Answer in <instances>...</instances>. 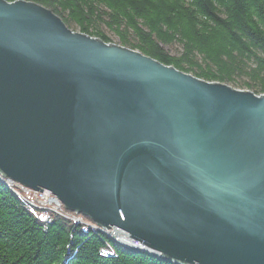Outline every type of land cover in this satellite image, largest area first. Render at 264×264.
<instances>
[{"label": "water", "instance_id": "1", "mask_svg": "<svg viewBox=\"0 0 264 264\" xmlns=\"http://www.w3.org/2000/svg\"><path fill=\"white\" fill-rule=\"evenodd\" d=\"M0 176L174 264H264V93L0 0ZM149 250V251H148Z\"/></svg>", "mask_w": 264, "mask_h": 264}, {"label": "trees", "instance_id": "2", "mask_svg": "<svg viewBox=\"0 0 264 264\" xmlns=\"http://www.w3.org/2000/svg\"><path fill=\"white\" fill-rule=\"evenodd\" d=\"M25 1L49 9L68 28L110 43L106 29L119 45L198 79L264 93V0ZM164 46L177 48L171 54ZM0 264L172 263L30 208L0 184Z\"/></svg>", "mask_w": 264, "mask_h": 264}, {"label": "bare ground", "instance_id": "3", "mask_svg": "<svg viewBox=\"0 0 264 264\" xmlns=\"http://www.w3.org/2000/svg\"><path fill=\"white\" fill-rule=\"evenodd\" d=\"M0 184L3 185L4 188L9 189L15 196H17L19 199L24 201L30 208H36V207H39V206H42V207L46 206L44 204H40V202L32 201L31 199H28V197H26L23 194H21L20 191H17V189H16V183L12 182L11 180H9L7 178H3L2 176H0ZM51 201H52V204L54 206H57V207H59V206L62 207L63 206L60 202L58 203V202H53V200H51ZM57 214L62 216V217H65L63 214H60V213H57ZM65 218H67V217H65ZM76 224L81 225L83 231L93 230V231H97L99 233L104 234L112 242H114L118 246L123 247L125 249H126V247L131 248V249H139V248L140 249H145L140 244L133 243V242H136V241L131 242V241L124 240L123 238L119 237L118 234H114L113 232L109 231V229H105L103 227H99L94 222H92L93 226H90V225L86 226V225H82L80 223H76ZM103 252L104 253H109L108 251H103ZM133 252H136V251H133Z\"/></svg>", "mask_w": 264, "mask_h": 264}, {"label": "built area", "instance_id": "4", "mask_svg": "<svg viewBox=\"0 0 264 264\" xmlns=\"http://www.w3.org/2000/svg\"><path fill=\"white\" fill-rule=\"evenodd\" d=\"M16 189H17V191H20L21 194H23L24 196L28 197V199H31L32 201L40 202V204H44L46 206H49V205L52 206L53 205L51 200H53V202H58L59 203V201L54 196H52V194H50L46 190L34 191V190H30V189L21 187V186H19L17 184H16ZM54 207L56 209H58L60 206L59 207L54 206ZM55 214H57V213H55ZM70 219L74 223H80V220L78 218H70ZM90 226H93V225H90ZM109 231L113 232L114 234H118V236L123 238L124 240L133 242L132 240H130L127 237V235L124 232H122L121 230H119L117 228H110ZM133 243L139 244L137 242H133Z\"/></svg>", "mask_w": 264, "mask_h": 264}, {"label": "rangeland", "instance_id": "5", "mask_svg": "<svg viewBox=\"0 0 264 264\" xmlns=\"http://www.w3.org/2000/svg\"><path fill=\"white\" fill-rule=\"evenodd\" d=\"M70 27L72 28H75L77 29L74 25H71ZM104 33L110 38V43H115V44H118V41H117V38L112 35V33L108 32L106 29H103ZM119 45V44H118ZM164 48L170 52L171 54H174V50L177 48L176 46H173V47H168V46H164ZM230 87H232L230 85ZM233 88V87H232ZM18 185V184H17ZM20 186V185H19ZM22 187V186H21ZM21 200V199H20ZM27 205V204H26ZM36 209H42V210H47L49 212H52V213H60V214H63L65 217H67L68 219L70 218H78L80 220V224L82 225H92V222L85 216L79 214V213H75V212H72V211H69V210H66L63 206L62 207H59L58 209H56L53 205H49V206H39V207H36ZM62 217V216H61ZM64 217V218H65ZM71 220V219H70ZM160 259V258H159ZM165 261V260H164ZM171 263V262H170ZM174 264V263H172Z\"/></svg>", "mask_w": 264, "mask_h": 264}]
</instances>
